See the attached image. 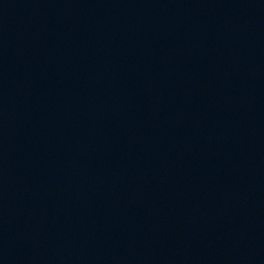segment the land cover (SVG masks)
<instances>
[{
    "label": "water",
    "instance_id": "water-1",
    "mask_svg": "<svg viewBox=\"0 0 264 264\" xmlns=\"http://www.w3.org/2000/svg\"><path fill=\"white\" fill-rule=\"evenodd\" d=\"M0 264H264V0H0Z\"/></svg>",
    "mask_w": 264,
    "mask_h": 264
}]
</instances>
